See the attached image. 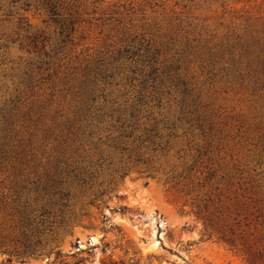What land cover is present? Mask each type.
Masks as SVG:
<instances>
[{
    "label": "rangeland",
    "instance_id": "374dc122",
    "mask_svg": "<svg viewBox=\"0 0 264 264\" xmlns=\"http://www.w3.org/2000/svg\"><path fill=\"white\" fill-rule=\"evenodd\" d=\"M230 228L264 232V0H0V264H248Z\"/></svg>",
    "mask_w": 264,
    "mask_h": 264
},
{
    "label": "trees",
    "instance_id": "16d2710c",
    "mask_svg": "<svg viewBox=\"0 0 264 264\" xmlns=\"http://www.w3.org/2000/svg\"><path fill=\"white\" fill-rule=\"evenodd\" d=\"M158 123H155L151 126V128L145 129V136L139 137L141 139V143L144 144L145 142H149L153 148L157 145L156 138L158 135ZM55 190V189H54ZM59 195L60 200H64L65 193L60 191H54L53 196ZM27 206V205H26ZM31 207H25L20 212L21 221L24 224L25 229L23 230L22 234L25 237L23 241V245L25 246V250L32 255L38 254V246L40 245V239L35 241L32 240L33 233L41 232L38 221L40 219V215L36 213L35 209H30ZM122 209H127L123 207ZM45 212V211H44ZM248 225V224H246ZM235 230L230 228L231 237L225 238L224 235L221 237L227 244L231 245L232 247L240 246L239 250L244 255V258L248 264H264V232L258 234H254V232L248 229H242L239 232V236L237 235V240L233 237L235 235ZM32 233V234H31ZM256 239L259 241V245H257ZM39 244V245H38ZM110 264H122L117 263L116 261L111 262Z\"/></svg>",
    "mask_w": 264,
    "mask_h": 264
}]
</instances>
